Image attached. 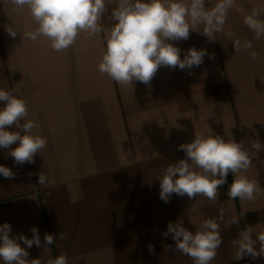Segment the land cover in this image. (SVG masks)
Returning <instances> with one entry per match:
<instances>
[{
    "label": "crops",
    "instance_id": "0c3cea01",
    "mask_svg": "<svg viewBox=\"0 0 264 264\" xmlns=\"http://www.w3.org/2000/svg\"><path fill=\"white\" fill-rule=\"evenodd\" d=\"M217 2L205 0V8ZM106 3L101 22L110 28L116 0ZM253 8L264 9V0H235L214 41L202 34L201 24L189 39L171 42L181 58L195 47L214 53L213 59L205 56L192 69L162 66L149 85H120L98 71L103 33L91 38L81 33L73 46L56 52L44 37L23 38L36 27L27 8L0 0V88L27 101L26 119L37 122L34 131L47 139L33 164L17 166L10 149H0V165L16 174L12 180L0 176V224L10 223L12 234L29 239L31 227L38 228L41 247L27 249L29 261L47 264L65 253L69 264H194L187 255L165 252L163 246L175 242L162 233L168 222L179 220L195 233L223 209V243L212 264H264V257L233 259L241 230L264 231V191L255 201L229 199L234 178L229 173L214 202L172 194L165 203L156 179L169 163L186 158L178 146L195 135H219L247 149L253 142L264 145V37L255 40L244 24ZM9 27L18 32L14 39ZM237 39L251 40L259 58L243 48L235 52ZM41 171L57 186L41 187ZM243 174L264 189V151ZM233 216H240L238 225L231 224ZM61 231L65 240L58 239ZM45 233L56 239L48 249Z\"/></svg>",
    "mask_w": 264,
    "mask_h": 264
},
{
    "label": "clouds",
    "instance_id": "9594fccd",
    "mask_svg": "<svg viewBox=\"0 0 264 264\" xmlns=\"http://www.w3.org/2000/svg\"><path fill=\"white\" fill-rule=\"evenodd\" d=\"M11 3L18 10L27 8L36 25L26 31L23 38L37 41L44 37L54 51L62 52L73 46L81 33L89 38L103 33L106 47L98 71L120 85L133 84L134 81L149 85L162 66L192 69L203 64L205 56L213 59L214 53L195 47L189 48L181 58V49L171 42L189 39L190 30L196 31L201 24L204 25L202 34L214 41L216 34L223 31L235 0H218L211 9L205 8V0H116V6L111 9L113 23L110 28L101 22L108 11L106 0H11ZM262 14L264 9L253 8L244 17V24L255 40L264 37ZM6 31L13 39L18 33L10 27ZM232 42L235 52L243 48L249 51L253 60L259 58V54L252 50L251 40ZM0 105V149H10L8 154L17 166L33 164L36 154H41L47 147V139L34 131L39 128L37 122L26 119L27 101L0 88ZM10 127L14 130L9 131ZM13 144L17 146L12 148ZM178 150L183 151L186 158L169 163L156 177L160 184V199L165 203L172 194L187 195L189 199L204 196L214 202L218 190L227 183L229 173L234 177L228 186L229 199L255 201L264 191L257 181L243 174L251 166L252 157L264 151V145L259 142H253L251 149H247L242 143L225 140L219 135H195L192 142L179 145ZM15 175L10 168L0 165V176L12 180ZM38 176L41 187L57 186L54 181L49 185L45 172L41 171ZM224 217L225 212L220 209L217 217L203 220L195 233L185 228L182 220L168 222L167 231L162 235L171 236L175 247L166 244L164 251L187 255L194 264H212L223 243L221 223ZM239 219L240 216H233L231 224L238 225ZM30 231L31 239L23 234H12L8 222L0 224V261L3 264H40L39 260L27 259V249L34 245L41 247L38 228L33 226ZM253 232L252 227L239 232L238 239L233 241L236 249L233 259L264 257V231L255 232V238ZM58 239L65 240L66 234L61 231ZM55 242L54 234H44V249ZM148 251L154 253V245L149 244ZM47 264H69V258L60 253L48 259Z\"/></svg>",
    "mask_w": 264,
    "mask_h": 264
}]
</instances>
